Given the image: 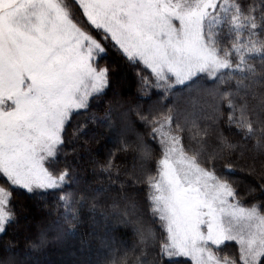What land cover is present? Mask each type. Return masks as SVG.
I'll use <instances>...</instances> for the list:
<instances>
[{"label": "snow or ice", "instance_id": "1", "mask_svg": "<svg viewBox=\"0 0 264 264\" xmlns=\"http://www.w3.org/2000/svg\"><path fill=\"white\" fill-rule=\"evenodd\" d=\"M113 51L140 69V93L148 100L149 89L164 98L202 91L212 97L202 109L208 139L190 136L188 151L181 135L186 129L179 121L170 128L172 109L155 120L159 101L147 109L136 106L140 120L153 125V137L159 135L162 151L153 174L147 166L151 149L142 137L135 144L140 165L131 183L147 186L160 232L156 237L137 227L141 242L154 247L147 264H264V159L259 168L254 163L256 153L264 157V8L257 13L240 0H0V176L10 186L0 187V264H41L38 257L51 244L63 246L73 235L55 221L18 252L7 239L19 224L14 192L37 202L56 193L67 204L69 196L59 194L75 173L57 165L77 138L73 121L119 86L118 66L105 63ZM229 79L236 81L231 99L218 87ZM257 84L259 112L239 95ZM233 129L242 141L257 138L256 145L248 150L232 140L226 133ZM128 131L125 126L119 134ZM131 147L125 142L117 152ZM117 159L110 152L103 170L119 173ZM225 162H243L252 182L244 186L232 179L237 172ZM71 201L72 215L62 217L64 224L79 222L80 201ZM127 223L123 217L114 221ZM233 245L237 251L225 254Z\"/></svg>", "mask_w": 264, "mask_h": 264}, {"label": "trees", "instance_id": "2", "mask_svg": "<svg viewBox=\"0 0 264 264\" xmlns=\"http://www.w3.org/2000/svg\"><path fill=\"white\" fill-rule=\"evenodd\" d=\"M241 3L245 7L252 5L257 13L264 8V0H241ZM105 63L118 66L119 86L114 93L92 101L91 110H85L83 115L73 121V131L77 138L64 149L66 155L60 156L61 163L57 165L59 169L67 168L69 172L75 173V179L66 183L65 191L59 194L61 197L69 196L67 204L60 200L56 193L41 197L37 202L27 197L23 191L14 192L15 216L19 219V224L13 228L7 239L16 245L18 252L25 251L29 237L35 239L41 229L49 228L55 221L63 224L65 230L69 228L73 230V235L65 245L53 243L46 254L38 257L41 264H56L55 260L69 257L76 259L74 264H120L121 261L123 264H147L152 260L154 247L151 241L141 242L137 227L151 229L156 237L160 236V232L158 226L153 223L147 186L133 184L131 181L134 179L132 176L134 168L138 170L140 165L139 156L135 151L138 137H142L144 143L151 149L152 158L147 166L153 174L159 159L162 158V151L158 143L159 135L153 137V125L145 124L136 115L138 104L147 109L159 101L161 114H154L155 120H160L161 115H167L168 109H172L170 128L174 130L177 126L176 122L179 121L181 127L186 129L181 134L186 151L190 136L208 139L203 131L205 121L202 118V109L212 102V97L207 91L192 95L181 92L164 98L158 94L159 90L149 89L152 99L148 100L140 93L138 76L140 69L127 66L114 51L109 53ZM213 86L212 82H208L209 88ZM218 87L221 92L229 94L227 99H231L236 92V81L229 79L225 83H220ZM247 93L249 94L240 91L239 95L259 112L261 86L257 84L254 89H247ZM227 99L223 105L225 111H227ZM144 115H147V112H144ZM125 126L129 131L122 137L119 132ZM221 128L223 129L224 125H221ZM164 130L168 131L169 126L166 125ZM226 134L230 135L232 140L246 143L248 150L257 143V138L242 141L235 129ZM125 142L133 147L127 148L124 153H118L117 147ZM110 152L119 156L115 163L121 165L120 172L111 175L103 170L104 162ZM237 159H239L238 155ZM261 159L264 157L256 153L254 163L257 168ZM248 162L253 163L251 160ZM242 163L228 165L225 162V166L235 169L237 175L232 179L246 186L252 182L253 177L243 169ZM227 174L225 172V175ZM72 197L80 201L75 206L79 222L64 224L62 217L67 214L71 218L72 215ZM82 197H87V200H82ZM93 205H95L94 210H92ZM12 207L13 204H9V208ZM119 217H123L129 223L114 225V221ZM54 235L55 232L50 233V237ZM230 247L234 251L237 250L234 245Z\"/></svg>", "mask_w": 264, "mask_h": 264}, {"label": "rangeland", "instance_id": "3", "mask_svg": "<svg viewBox=\"0 0 264 264\" xmlns=\"http://www.w3.org/2000/svg\"><path fill=\"white\" fill-rule=\"evenodd\" d=\"M64 2H66V3L71 2L73 4H78V0H64ZM240 2H241V0H240ZM77 19L80 21L81 26L85 27L86 30H88L94 34L95 29L88 22H86V18H84L82 16H78ZM120 77H122V76H120ZM209 82H212V81L209 80ZM0 187H4L6 189H9V187H10L8 185V182L2 176H0ZM7 207L9 208V205H7ZM236 251L237 250L234 251V249H231V247H230V249L228 248L226 250L225 254H234ZM75 260H76L75 258L69 257V258H65V259H57V260H55V263L56 264H74Z\"/></svg>", "mask_w": 264, "mask_h": 264}]
</instances>
